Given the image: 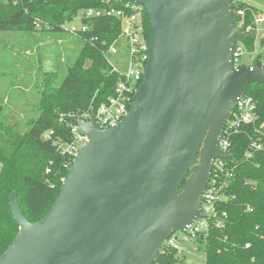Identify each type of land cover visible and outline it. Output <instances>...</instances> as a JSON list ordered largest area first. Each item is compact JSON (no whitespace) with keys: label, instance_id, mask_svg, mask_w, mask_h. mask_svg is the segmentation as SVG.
<instances>
[{"label":"water","instance_id":"water-1","mask_svg":"<svg viewBox=\"0 0 264 264\" xmlns=\"http://www.w3.org/2000/svg\"><path fill=\"white\" fill-rule=\"evenodd\" d=\"M129 1L150 26L129 113L108 129L79 122L89 140L42 219L31 222L10 197L19 231L0 264H156L167 237L203 215L212 161L231 156L219 140L232 101L264 84V64L234 68L245 33L232 0Z\"/></svg>","mask_w":264,"mask_h":264},{"label":"trees","instance_id":"trees-1","mask_svg":"<svg viewBox=\"0 0 264 264\" xmlns=\"http://www.w3.org/2000/svg\"><path fill=\"white\" fill-rule=\"evenodd\" d=\"M90 7L124 8V4L116 0H0V32L63 33L65 22ZM87 22L92 30L75 35L81 46L62 83L54 85L56 74L45 73L39 115L29 119V130L23 134L17 123L0 129V256L19 231L10 206L12 193L17 191L21 210L31 222L49 212L72 165L71 158L60 154L54 139L59 136L69 139V113H80L91 102L100 104L107 100L121 78L112 71L104 54L121 32L120 21L106 16ZM235 22L238 23L237 17ZM144 27L150 39L146 12ZM242 41L253 49L252 37ZM246 93L255 97L258 114L264 120V84L254 82ZM50 130L53 134L46 138L44 133ZM247 145L245 135L233 136L230 149L238 166L226 192L233 197L219 205L227 212L228 220L224 228L211 229L205 244L201 242L205 264H264V149L247 160L244 158ZM184 186L185 182L180 191ZM248 207L252 210H247ZM161 257L156 264L181 261L176 251Z\"/></svg>","mask_w":264,"mask_h":264},{"label":"built area","instance_id":"built-area-1","mask_svg":"<svg viewBox=\"0 0 264 264\" xmlns=\"http://www.w3.org/2000/svg\"><path fill=\"white\" fill-rule=\"evenodd\" d=\"M124 4V8L90 7L80 10L76 16L64 23V30L73 35L88 34L92 25L87 20L115 17L120 21L121 32L119 36L105 49L104 54L112 71L117 72L121 78L115 86L113 95L100 104L91 102L86 109L69 113L70 138L61 136L54 139L61 155L71 158L72 162L80 148L89 140V136L80 129L79 122H92L96 120L103 129H108L119 123L128 113L134 102L135 94L143 81V75L150 58V42L144 27L145 7L140 3L129 0H116ZM234 16L237 17V31H244L245 37L253 38V49H248L245 43L238 41L232 48V62L235 69L241 66H252L256 62L264 64V12L249 3V0H232ZM251 19L248 20V15ZM79 21V23H77ZM39 27V25L37 24ZM255 56H252V53ZM123 63L120 66L113 64L110 56H119ZM250 57L248 64H243V57ZM127 61V66L125 65ZM126 67L121 69L120 67ZM61 116L60 121H63ZM53 131L44 133L51 138ZM236 134L247 137L245 159H251L256 152L264 149V120L258 114V102L246 92L236 97L231 104L229 115L222 130L219 147L231 153L232 138ZM238 162L229 158L217 157L212 161L210 177L202 194L203 215L187 225L183 230L171 233L164 241L160 255H168L173 251L185 256V252L194 249L201 250V242H206L212 228H224L228 214L220 209V204L232 197L226 192L230 188ZM49 173L50 169L47 168ZM249 211L252 210L248 207ZM196 245L192 247L191 245ZM248 246V245H246Z\"/></svg>","mask_w":264,"mask_h":264},{"label":"rangeland","instance_id":"rangeland-1","mask_svg":"<svg viewBox=\"0 0 264 264\" xmlns=\"http://www.w3.org/2000/svg\"><path fill=\"white\" fill-rule=\"evenodd\" d=\"M249 3L264 12V0H249ZM80 46L79 38L67 32H0V129L6 124L17 123L23 134L29 130V119L39 115L38 103L44 89L45 73L56 74L54 85L62 83ZM252 56H255L254 52ZM119 57L110 56V59L120 66L123 61ZM250 60L244 56L243 64ZM125 63L127 66V61ZM180 257L181 261L174 264H205L202 250L194 249Z\"/></svg>","mask_w":264,"mask_h":264},{"label":"flooded vegetation","instance_id":"flooded-vegetation-1","mask_svg":"<svg viewBox=\"0 0 264 264\" xmlns=\"http://www.w3.org/2000/svg\"><path fill=\"white\" fill-rule=\"evenodd\" d=\"M199 158H200V154H198V156L196 157V160H195L194 165L197 164V161H199ZM189 174H190V173H189Z\"/></svg>","mask_w":264,"mask_h":264}]
</instances>
